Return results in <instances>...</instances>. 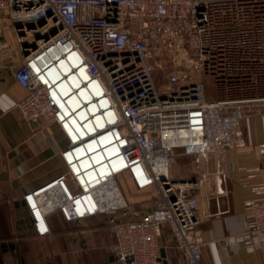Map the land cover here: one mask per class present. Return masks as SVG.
Segmentation results:
<instances>
[{
  "label": "built area",
  "instance_id": "2783aa9c",
  "mask_svg": "<svg viewBox=\"0 0 264 264\" xmlns=\"http://www.w3.org/2000/svg\"><path fill=\"white\" fill-rule=\"evenodd\" d=\"M10 31L25 58L13 73L27 91L16 109L67 141L55 182L73 192L57 212L67 222L110 215L121 264H165L166 225L186 264H203L204 206L225 196L223 165L246 146L243 122L264 116V0H0V39ZM11 53L3 43L0 54ZM166 56L172 67L158 86ZM181 156L215 162L214 184L209 173L176 176ZM126 177L151 193L153 211L131 210ZM260 194L229 245L264 251ZM26 200L37 235L48 236L50 213Z\"/></svg>",
  "mask_w": 264,
  "mask_h": 264
},
{
  "label": "crops",
  "instance_id": "0c3cea01",
  "mask_svg": "<svg viewBox=\"0 0 264 264\" xmlns=\"http://www.w3.org/2000/svg\"><path fill=\"white\" fill-rule=\"evenodd\" d=\"M9 34L13 38L16 35L10 31L0 39V48L8 43L12 49L9 56L0 54L3 64L0 66V264H121L111 252L116 236L110 215L67 222L57 212L58 206L73 192L70 185L55 182L66 171L61 151L67 141L56 125L47 129L42 121L28 123L16 109L27 91L13 73L25 58L19 41V47H15L6 40ZM243 128L246 146L229 149L223 165L229 175L224 185L225 196L219 204L213 201L204 206L205 214L201 215L198 232L204 243L203 264H264L263 250L248 251L228 244L229 238L244 232L247 202L258 198L260 190L264 191V156L260 153L264 144V116L246 119ZM216 170L215 162L199 163L195 159L189 176L180 177L195 178L209 173L210 187L214 184L211 173ZM122 185L130 201L126 186L134 187L127 177ZM145 193L149 195L139 197L152 200L150 207L141 208L147 213L154 209V198L150 192ZM27 196L39 198L50 213L51 233L46 237H39L34 229ZM206 214L219 215L210 218ZM162 255L165 264H186L167 225L163 230Z\"/></svg>",
  "mask_w": 264,
  "mask_h": 264
},
{
  "label": "rangeland",
  "instance_id": "374dc122",
  "mask_svg": "<svg viewBox=\"0 0 264 264\" xmlns=\"http://www.w3.org/2000/svg\"><path fill=\"white\" fill-rule=\"evenodd\" d=\"M9 35H8V38H6V40L11 42V44L13 46H15V47L18 46L19 47V45H18V41H19L18 37L15 35V37H14L15 40H14V38L11 35L10 36ZM22 53L23 52H21V54ZM159 59L164 61V67L159 69V70H156L154 72L156 84L158 86L163 85L165 83L166 78H167V74L171 70V67H172V64L167 62V61H169L167 56H166V59H163V58H159ZM203 83H205L206 88L208 89L209 96L211 97L212 88H213L211 82H209L208 80H206V81L203 80ZM195 159H197V158L196 157H190L189 159H187V158H184L182 160L177 159L176 162L174 163V166H173L174 174L176 176L186 175V174L188 175L189 174L188 172L191 170L192 165L195 164ZM126 192L128 193V196L130 197V208H131V210H133V211L134 210L142 211L141 208H145L147 206L150 207L152 205V200L150 199V197H149V199L148 198L140 199L141 197H139L141 195H142V197H144L148 193L137 191L134 188L131 189L129 186H126ZM153 206H154V199H153Z\"/></svg>",
  "mask_w": 264,
  "mask_h": 264
},
{
  "label": "water",
  "instance_id": "95a60500",
  "mask_svg": "<svg viewBox=\"0 0 264 264\" xmlns=\"http://www.w3.org/2000/svg\"><path fill=\"white\" fill-rule=\"evenodd\" d=\"M21 26V24H18V27H20ZM30 28L32 27V25L31 26H29ZM22 46H25V43H23L22 42Z\"/></svg>",
  "mask_w": 264,
  "mask_h": 264
}]
</instances>
